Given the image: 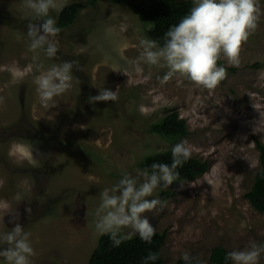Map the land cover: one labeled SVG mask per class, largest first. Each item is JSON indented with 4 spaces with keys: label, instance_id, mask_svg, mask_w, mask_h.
<instances>
[{
    "label": "rangeland",
    "instance_id": "1",
    "mask_svg": "<svg viewBox=\"0 0 264 264\" xmlns=\"http://www.w3.org/2000/svg\"><path fill=\"white\" fill-rule=\"evenodd\" d=\"M89 1L59 0L61 9L50 12L55 26L63 7ZM258 2L259 25L243 45L239 65L222 56L226 78L208 90L178 73L165 81L169 68L163 61L140 62V71L128 63L138 59L149 25L127 4H87L73 24L59 28V50L49 59L28 50V25L41 21L24 0H0V232L17 222L30 232L32 264H88L100 237L94 213L101 190L124 173L136 176L146 155L182 141L191 157L208 159L210 169L193 181L158 187L148 197L161 202L144 215L157 232L167 231L164 264H176L185 251L214 264L210 252L217 245L228 251L250 241L264 245V212L245 197L260 167L254 137L264 143V0ZM65 61L78 62L80 70L74 67L71 88L45 105L33 82L36 65L46 70ZM114 67L128 69V76ZM100 88L117 91L118 100L89 103ZM174 109L190 133L172 142L149 127ZM29 155L38 167L28 163ZM163 190L178 194L162 200Z\"/></svg>",
    "mask_w": 264,
    "mask_h": 264
},
{
    "label": "clouds",
    "instance_id": "2",
    "mask_svg": "<svg viewBox=\"0 0 264 264\" xmlns=\"http://www.w3.org/2000/svg\"><path fill=\"white\" fill-rule=\"evenodd\" d=\"M24 7L41 21L28 25V50L33 53L42 51L47 58H54L59 50L56 37L60 29L55 26L50 12H58L62 5L59 0H24ZM261 15L258 0H193L190 11L165 33L162 46L156 40L141 38L138 59L128 63L140 71V62L153 66L163 61L169 68L165 81L170 75L178 73L197 86L215 89L226 78V69L219 66L218 61L223 56L228 64L239 65L242 47L255 33ZM34 59L38 60L39 56H34ZM74 67L80 70L76 61L53 64L46 70L42 63H37L39 75L34 77L33 82L42 103L47 105L55 96L71 88ZM112 70L123 71L128 76L126 68L114 67ZM117 100V91L107 88H100L99 94L88 98V102L93 104ZM0 103H3L2 98ZM141 114H147L143 108ZM260 120H264V113H260ZM253 131L257 133V128L254 127ZM171 152V165L154 162L150 166L151 173L148 169L139 171L136 176L124 173L112 188L101 190L100 204L94 213L97 235H108L114 247L136 234L144 242H152L156 227L144 214L155 210L161 202L148 197H153L158 187L167 189L177 180L176 169L191 158L190 148L183 141L175 144ZM27 160L33 167L39 166L32 155ZM21 198L17 194V199ZM125 229L131 231L125 232ZM30 237L31 233L18 222L11 231L0 232V245H6L0 247V258L5 264H32L31 258L36 252ZM262 253L264 245L250 241L242 249L228 251L224 259L232 264H259ZM181 258L185 264H205L199 255L188 251L183 252ZM156 259L158 256L155 253L146 258L149 261Z\"/></svg>",
    "mask_w": 264,
    "mask_h": 264
},
{
    "label": "trees",
    "instance_id": "3",
    "mask_svg": "<svg viewBox=\"0 0 264 264\" xmlns=\"http://www.w3.org/2000/svg\"><path fill=\"white\" fill-rule=\"evenodd\" d=\"M98 0H90L87 3H70L61 10L56 26L58 28H67L76 20L79 11L87 4H93ZM117 4H127L132 8L135 14L139 16L144 24L149 25L147 35L150 40H156L160 46L164 43V35L168 29L179 22L193 6V0H147L142 3H135L130 0H111ZM223 61H218L222 65ZM234 71V69H232ZM149 130L158 134L168 141L176 140L187 136L190 133L187 121L179 111L174 109L168 112L160 120L155 121L149 127ZM255 145L259 150L260 167L256 171L253 184L245 197L249 203L258 212H264V143L254 137ZM154 162L172 163L171 149L159 151L146 155L141 163V170L148 169L151 173V164ZM210 169L208 159L191 157L183 166L178 167L177 182L193 181L199 176L204 175ZM178 194L177 190H163L160 192V199L168 200ZM167 231L157 232L152 242H144L138 234L130 239L124 240L120 246L114 247L108 235L99 237L98 243L94 248L88 264H164L162 256V247L165 244ZM228 249L223 245H217L211 249L210 261L214 264H232L231 261H225L224 257ZM150 253H155L158 259L155 261L146 260ZM176 264H185L183 259H178Z\"/></svg>",
    "mask_w": 264,
    "mask_h": 264
},
{
    "label": "water",
    "instance_id": "4",
    "mask_svg": "<svg viewBox=\"0 0 264 264\" xmlns=\"http://www.w3.org/2000/svg\"><path fill=\"white\" fill-rule=\"evenodd\" d=\"M20 101H21V104H23V102H24V87L21 90Z\"/></svg>",
    "mask_w": 264,
    "mask_h": 264
}]
</instances>
